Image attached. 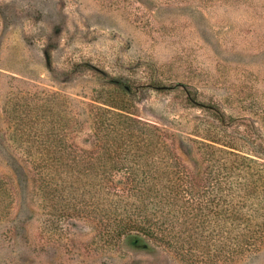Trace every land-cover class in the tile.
Here are the masks:
<instances>
[{"label":"rangeland","instance_id":"374dc122","mask_svg":"<svg viewBox=\"0 0 264 264\" xmlns=\"http://www.w3.org/2000/svg\"><path fill=\"white\" fill-rule=\"evenodd\" d=\"M118 102L170 133L200 181L240 160L234 201L244 217L264 208V0H0V264H264L261 242L201 263L153 237L109 243L105 232L129 216L173 235L163 198L128 195L125 177L99 180L110 194L83 187L90 178L76 169L54 174L56 157L60 168L77 155L69 126L76 149L96 146L88 134ZM227 142L236 160L210 146ZM153 159L148 188L168 161ZM190 221L177 218L175 232L199 240L201 257L209 232Z\"/></svg>","mask_w":264,"mask_h":264},{"label":"trees","instance_id":"16d2710c","mask_svg":"<svg viewBox=\"0 0 264 264\" xmlns=\"http://www.w3.org/2000/svg\"><path fill=\"white\" fill-rule=\"evenodd\" d=\"M122 104L123 102H118V106L111 105L112 107L107 104L108 107L100 111L98 120L95 122L96 127L91 134H88L93 141H97L96 146L94 142H91L90 146L76 145V149L74 144L76 129L70 125L66 134L70 133L69 144L74 146L73 150L77 155L69 159L66 164L61 162L60 168L57 167L58 158L56 157L53 161L56 164L55 170L49 166L54 174L64 169L84 172L90 180L83 187L98 185L96 187L104 188L110 194L113 191L112 187L99 180L121 175L126 178L129 185L128 195L148 199L156 206L161 205L163 198L164 206L170 209L167 212L173 213V235L168 232L158 234L151 224L146 225L135 217L129 216L115 222V229L112 230L111 235L105 232L111 236L110 239L108 238L109 243L123 235L142 239L153 237L158 242H152L154 245L160 246L159 243L162 242L168 244L183 259L195 263L210 261L205 257L257 250L258 244L264 243V230L263 223L259 224L255 221L259 219L264 221V208L263 203L259 202L262 208H256L248 217H244V206L234 201L240 186L244 185L243 180L247 178V175L241 172V167L237 165L240 160H237V164L233 163L226 174L219 171L216 175L207 176L200 181L180 158L174 146V137L170 133L161 130L155 124H148L134 117ZM144 138L145 141L142 144ZM234 142L222 145L210 143V146L215 149L214 152H219L225 157H234L236 160L241 153L237 152ZM90 147L97 149L93 151ZM53 152L58 153L57 150ZM171 153L173 156H170ZM145 154L151 158L141 162ZM155 156L167 157L168 161H166V167L155 169L154 177L150 175L155 181V186L148 188L144 185V179L149 175L145 173L152 170L151 161L155 160L153 159ZM253 176L257 183L256 187L259 186V182L263 184L260 173L256 172ZM92 180H98L99 183ZM177 218L183 219L182 224H185V227L189 218L191 219L189 223L209 232V238L202 246L203 256L196 255L200 245L199 240H186L182 236L184 232L180 234L175 232ZM149 220L146 221L149 222ZM242 223L250 226L246 232L251 235L241 230ZM217 229L222 235L213 236Z\"/></svg>","mask_w":264,"mask_h":264}]
</instances>
